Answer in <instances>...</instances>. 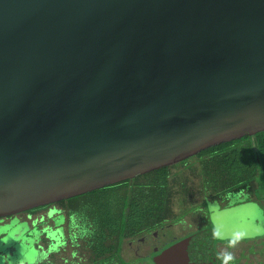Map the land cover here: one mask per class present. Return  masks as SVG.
Returning a JSON list of instances; mask_svg holds the SVG:
<instances>
[{
	"label": "water",
	"instance_id": "1",
	"mask_svg": "<svg viewBox=\"0 0 264 264\" xmlns=\"http://www.w3.org/2000/svg\"><path fill=\"white\" fill-rule=\"evenodd\" d=\"M263 131L264 0H0V218Z\"/></svg>",
	"mask_w": 264,
	"mask_h": 264
},
{
	"label": "trees",
	"instance_id": "2",
	"mask_svg": "<svg viewBox=\"0 0 264 264\" xmlns=\"http://www.w3.org/2000/svg\"><path fill=\"white\" fill-rule=\"evenodd\" d=\"M178 166L188 169L192 174L195 171L202 174V179L199 178L202 193L211 192L217 196L219 192H228L237 195L236 200L240 196L246 197L245 200L239 199L240 202L244 200L239 206L256 204L252 195L264 188V131L211 147L183 162L132 180L30 212L46 211L45 216H42V226L45 235L55 239L57 245L67 239L79 238L81 231L86 249L97 258L110 251H118L123 241L150 232L167 220L165 215L171 211L172 192L176 188V182L172 180L176 174H172L171 169ZM215 199L213 205L218 208ZM207 213L215 218L213 211ZM220 229L224 230L226 226ZM193 236L197 238L196 242L207 243L208 253L213 255L207 229L190 235ZM116 262L123 263L120 258H115L112 264Z\"/></svg>",
	"mask_w": 264,
	"mask_h": 264
},
{
	"label": "rangeland",
	"instance_id": "3",
	"mask_svg": "<svg viewBox=\"0 0 264 264\" xmlns=\"http://www.w3.org/2000/svg\"><path fill=\"white\" fill-rule=\"evenodd\" d=\"M194 166L196 167V164ZM171 173L176 174L172 178L176 182V188L172 192L171 211L169 210V213L165 215L167 220L156 228V230L159 227L164 229L162 237L163 243L173 241L175 238L174 234L175 236H185L201 228L202 230L207 229L210 232V244L212 245L211 250L213 251L214 258H220L216 253L217 250L225 257L224 261L227 264H264V188L253 193V198L257 200H254L256 204H242L239 206V203H244L246 197L240 196L239 199H244L240 202L239 199L236 200L237 195L228 192L225 194L219 192L217 196H213L211 192L208 194L202 193L200 188L201 182L199 180L202 174L198 173V171L192 174L188 169L186 170L182 166H178L171 169ZM181 183L184 184L182 185ZM213 199L219 202V206L225 208L226 211L220 212L218 208H215L217 206L213 205ZM206 211L210 213L213 211L215 218L212 214L208 216ZM45 214L46 211H40L38 213L39 216H45ZM204 215H206L205 224L202 223ZM225 221H229L230 223L226 224ZM181 226L183 229L180 228ZM222 226H226V229L221 230L220 227ZM9 234L11 236L4 240L5 244L3 243L1 245L0 243V249L16 244L17 249H19V254H24L27 247L25 243L19 242L17 231H10ZM78 237L80 239L83 238L81 231ZM77 242L82 244L79 240ZM62 246L66 250L69 242L66 241V244ZM57 250L58 246L50 254V257L53 256L50 260L54 263L60 259V257L54 255L62 256L65 253L67 254V251L62 253V250ZM119 253L120 249L117 251V254ZM82 256L87 261L86 259H88L89 254L85 251ZM125 257L128 258L129 256L127 255ZM47 260H49L47 255H39L36 250H33L30 258L22 260L20 264H41ZM107 263L106 260L100 259L90 264ZM133 263L151 264L149 261H139L138 263V260L133 261ZM0 264L5 263L1 260Z\"/></svg>",
	"mask_w": 264,
	"mask_h": 264
},
{
	"label": "flooded vegetation",
	"instance_id": "4",
	"mask_svg": "<svg viewBox=\"0 0 264 264\" xmlns=\"http://www.w3.org/2000/svg\"><path fill=\"white\" fill-rule=\"evenodd\" d=\"M218 205V209L221 212L224 208L219 206V202L216 203ZM42 211L30 212L26 211L20 213L15 216H8L0 218V243L3 245L4 240L11 236L9 234L10 231H17V237L19 238L20 243H25L24 245L27 247L26 252L24 254H19V249H17L16 244H13L10 247H4L0 249V261L3 260L5 264H20L22 260L30 258L31 253L33 250H36L39 255L44 254L49 257V260L46 262H42L41 264H90L93 261H98L100 259L106 260L107 264H112V261L115 258H120L123 263L134 264L133 261L138 260L140 262L149 261L153 264V258L158 256L163 250L167 249L168 247L190 237L193 233H196L200 230H196L191 234H186L185 236H175L173 241L163 243L162 237L164 234V229L159 227L157 230L153 229L150 232L143 233L142 235L134 238L132 240L123 241L120 247V253L117 254L116 251H110L104 255H100L99 257L95 258L90 251L86 249L85 239L84 238H76L74 240H67L69 242L68 248L66 250L63 249L64 244L66 242L57 245L55 239L47 237L45 235V229L42 226V216H39L38 213ZM50 215V214H49ZM48 216V214H47ZM205 216H203V222L205 224ZM209 216V215H208ZM181 229L182 226L180 227ZM77 240L81 241L82 244L78 243ZM60 240H58L59 242ZM114 241L111 242L113 244ZM5 244V243H4ZM123 245V247H122ZM58 246L57 251H61L62 253L67 251L65 255H54L56 257H60L55 263L50 260L53 256L50 257L51 252L53 249ZM62 246V248H60ZM192 251H194L199 257L198 260L201 264H227L225 263V257L221 255L217 250L216 253L219 255V259L214 258L213 255H209L207 247V243L199 242L191 243ZM89 254L87 261H85L84 252ZM129 256L126 258L125 256ZM223 256V260H222ZM125 257V258H124ZM21 259V260H20ZM132 263H130V261ZM216 260V261H215ZM118 264V262H116Z\"/></svg>",
	"mask_w": 264,
	"mask_h": 264
}]
</instances>
